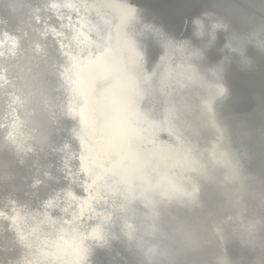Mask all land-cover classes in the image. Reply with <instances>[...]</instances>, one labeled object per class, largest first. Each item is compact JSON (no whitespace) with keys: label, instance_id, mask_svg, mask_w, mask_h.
<instances>
[{"label":"water","instance_id":"1","mask_svg":"<svg viewBox=\"0 0 264 264\" xmlns=\"http://www.w3.org/2000/svg\"><path fill=\"white\" fill-rule=\"evenodd\" d=\"M10 1L47 80L42 122L0 117V264H264V0H174L181 29L157 0Z\"/></svg>","mask_w":264,"mask_h":264},{"label":"bare ground","instance_id":"2","mask_svg":"<svg viewBox=\"0 0 264 264\" xmlns=\"http://www.w3.org/2000/svg\"><path fill=\"white\" fill-rule=\"evenodd\" d=\"M20 3H24V0H21ZM15 10V3L10 0H0V13L6 15L5 24L0 27V117L4 116L5 120L2 121L10 124V119L13 115L12 109L16 105H19L22 109L19 108L17 113L20 114L24 121L27 119V111L32 110L35 122H42L44 119V111L41 100L47 79L44 77L38 79V75L30 66L29 58H26L34 48L38 34L28 33L31 27H18L15 25L16 19L22 14V10L19 12H15ZM151 15L166 28L181 29L183 27L179 8L174 0H157L153 4ZM69 19L70 17L67 18V20ZM63 27L62 36L67 46L81 53L82 41L79 39L80 37L74 28L75 26L71 22H68ZM32 28H36L38 33L42 32L40 31L41 27ZM238 72L239 69L237 67H230L223 73V78L225 81H230L231 84L238 85L239 82H244L237 75ZM236 75L238 76L237 78ZM75 80L77 82V78ZM79 85L82 89L87 87L84 79L80 80ZM64 163V172L70 174V168H73L71 163ZM125 220L126 214L124 215L120 212L119 220L116 223L117 225L125 223ZM30 232L25 223L18 221L12 223L8 231L10 239L16 243H14L16 246L22 248V255L26 258H28L29 247L25 245V239L28 240ZM4 251L0 250V258L7 256Z\"/></svg>","mask_w":264,"mask_h":264}]
</instances>
